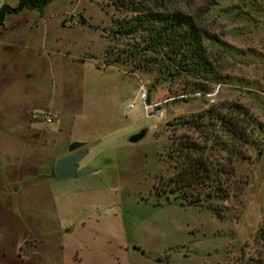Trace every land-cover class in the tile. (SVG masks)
<instances>
[{
  "label": "rangeland",
  "instance_id": "obj_1",
  "mask_svg": "<svg viewBox=\"0 0 264 264\" xmlns=\"http://www.w3.org/2000/svg\"><path fill=\"white\" fill-rule=\"evenodd\" d=\"M131 16L107 0H53L42 17L25 9L0 26V152H35L38 177L30 188L20 179V197L34 212L28 264H262L264 0H220L196 19L212 35L203 46L218 80L207 94L192 79L158 80L145 63L151 55L137 51L144 34L111 33ZM131 49L138 55L128 59ZM140 93L146 106L159 104L161 121L147 116ZM220 102L248 110L250 142L228 146L244 158H232L233 174L221 177L226 197L206 198V190L189 205L192 198L168 184V153L182 137L203 146L182 123ZM141 130L144 137L128 143ZM72 142L84 143L78 168L95 172L59 181L53 165ZM205 146L208 163L225 168L226 154ZM209 203L221 221L204 209ZM5 262L22 260L11 252Z\"/></svg>",
  "mask_w": 264,
  "mask_h": 264
},
{
  "label": "trees",
  "instance_id": "obj_2",
  "mask_svg": "<svg viewBox=\"0 0 264 264\" xmlns=\"http://www.w3.org/2000/svg\"><path fill=\"white\" fill-rule=\"evenodd\" d=\"M45 0H18L10 7H0V26L8 15L20 13L25 9L35 11ZM116 9H123L132 14L124 23H116L113 35L129 37L136 33L145 35L142 46L137 50L141 55H151L145 62L147 67L155 68L157 79L166 81L179 77L195 81L196 90L201 94L209 92V83L216 82L213 66L208 58L203 42L210 40L208 34L196 21L206 14L220 0H107ZM194 11V15L187 10ZM136 50L128 51V59L138 55ZM111 51H106L110 56ZM119 56L107 61V64L119 62ZM137 68H139L137 66ZM254 119L248 110L235 103L220 102L209 105L207 109L190 116L182 125L195 132L202 139L203 146L182 137L174 144L168 158L174 161L172 176L168 184L171 191L188 194L192 200L189 205H198L201 192L207 190L206 198L221 199L226 197L222 188L221 177L231 176L230 167L234 157L244 158L236 152H227L228 146L247 145L250 142L248 128ZM224 138L227 140L225 141ZM207 143L219 148L226 154L227 166L214 169L207 160ZM194 193V194H193ZM208 193H212L213 196ZM217 220L222 217L211 204L204 206ZM262 241V229H258ZM262 233V234H261ZM264 264V262L262 263Z\"/></svg>",
  "mask_w": 264,
  "mask_h": 264
},
{
  "label": "crops",
  "instance_id": "obj_3",
  "mask_svg": "<svg viewBox=\"0 0 264 264\" xmlns=\"http://www.w3.org/2000/svg\"><path fill=\"white\" fill-rule=\"evenodd\" d=\"M13 151L0 152V264H6V255L11 252L16 261L22 260L21 264H28L35 251V245L29 243L34 239L30 238L32 234L28 223L34 212L30 207V199L20 197L19 188L20 179L23 180V188H30L38 180L35 152ZM10 174H16L17 177L10 178ZM12 242L9 250L8 246Z\"/></svg>",
  "mask_w": 264,
  "mask_h": 264
},
{
  "label": "water",
  "instance_id": "obj_4",
  "mask_svg": "<svg viewBox=\"0 0 264 264\" xmlns=\"http://www.w3.org/2000/svg\"><path fill=\"white\" fill-rule=\"evenodd\" d=\"M53 0H45L36 10L35 12L39 17H42L43 10L46 6H48ZM147 103V102H146ZM146 133V130H141L137 134L131 135L128 138V143L134 144L140 141ZM84 146L82 142H72L68 145L67 152L68 155L62 157L55 161L53 165V174L54 177L59 180H67V179H78L81 177L88 176L95 172L93 168L90 167H82L78 168V163L85 157L86 152H76ZM134 251L135 248H132Z\"/></svg>",
  "mask_w": 264,
  "mask_h": 264
},
{
  "label": "built area",
  "instance_id": "obj_5",
  "mask_svg": "<svg viewBox=\"0 0 264 264\" xmlns=\"http://www.w3.org/2000/svg\"><path fill=\"white\" fill-rule=\"evenodd\" d=\"M138 101L144 105L145 111L148 109L147 116L150 118H153L155 121H161L163 119V112L161 111L159 104H152V105H145V101H148V96L145 93H140L138 96ZM132 105H130L128 108H131ZM46 122H50V120L47 118Z\"/></svg>",
  "mask_w": 264,
  "mask_h": 264
},
{
  "label": "flooded vegetation",
  "instance_id": "obj_6",
  "mask_svg": "<svg viewBox=\"0 0 264 264\" xmlns=\"http://www.w3.org/2000/svg\"><path fill=\"white\" fill-rule=\"evenodd\" d=\"M82 150H78V151H76V152H81Z\"/></svg>",
  "mask_w": 264,
  "mask_h": 264
}]
</instances>
